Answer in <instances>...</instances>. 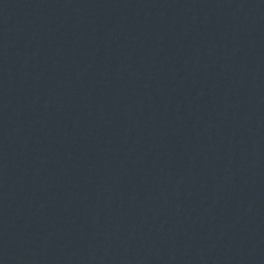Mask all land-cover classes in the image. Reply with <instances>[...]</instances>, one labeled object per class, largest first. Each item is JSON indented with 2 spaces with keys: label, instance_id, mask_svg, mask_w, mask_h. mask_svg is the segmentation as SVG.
Segmentation results:
<instances>
[{
  "label": "water",
  "instance_id": "water-1",
  "mask_svg": "<svg viewBox=\"0 0 264 264\" xmlns=\"http://www.w3.org/2000/svg\"><path fill=\"white\" fill-rule=\"evenodd\" d=\"M264 138V0H0V264H157Z\"/></svg>",
  "mask_w": 264,
  "mask_h": 264
}]
</instances>
